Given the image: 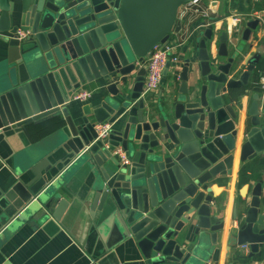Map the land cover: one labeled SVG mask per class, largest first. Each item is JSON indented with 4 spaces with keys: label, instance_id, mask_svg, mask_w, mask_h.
Listing matches in <instances>:
<instances>
[{
    "label": "water",
    "instance_id": "obj_1",
    "mask_svg": "<svg viewBox=\"0 0 264 264\" xmlns=\"http://www.w3.org/2000/svg\"><path fill=\"white\" fill-rule=\"evenodd\" d=\"M192 1L0 0L9 63L0 87V133L14 129L31 138L53 119L64 121L56 148L10 185L0 230L12 217L43 228L62 221L76 179L94 210L120 221L143 264L218 259L224 223L210 220V182L232 171L239 112L230 92L248 83L261 56L242 72L239 53L229 56L228 30L214 55L209 24L195 53L198 67L192 53L155 103L144 90V64L157 44L183 32L178 12ZM259 23L247 22L245 40ZM20 26L31 31L26 39L16 34ZM91 84L98 85L96 95L80 110L72 96ZM255 89L241 161L264 154V100ZM101 123L111 125L105 136ZM251 195L245 216L236 209L241 225L229 236L230 246L250 244L249 257L264 254L262 182Z\"/></svg>",
    "mask_w": 264,
    "mask_h": 264
},
{
    "label": "crops",
    "instance_id": "obj_2",
    "mask_svg": "<svg viewBox=\"0 0 264 264\" xmlns=\"http://www.w3.org/2000/svg\"><path fill=\"white\" fill-rule=\"evenodd\" d=\"M16 1V0H10ZM205 6H210L212 23L215 26V35L210 41L211 53L217 55L222 32L228 30L229 56L239 53L237 66L242 72L247 70L248 61L256 54L264 55V0H200ZM240 17L236 21L234 17ZM258 18V27L252 30L251 36L245 40L244 30L247 22ZM190 31L189 39L184 40L185 32L172 35L171 42L178 44L177 54L181 57L182 63L179 67L171 64L169 71L164 74L162 86L150 91L149 95L155 103L162 101L161 94L169 86V81L182 69L186 58L194 55L197 51L199 40L202 38L207 26H198L204 21L200 16L189 15ZM15 23V22H14ZM238 26V31H231L230 28ZM24 27L20 26L19 28ZM6 34V33H0ZM262 49V51H261ZM260 57V59H261ZM227 61V57H221ZM260 62V61H259ZM195 66L198 67L196 59ZM8 45L0 37V87L8 77ZM261 70V69H260ZM191 73V75H193ZM264 75V70L259 71V64L249 75L247 84L231 90L234 108L239 112V136L233 157L232 171L230 174L219 175L210 182L214 191V201L210 206L212 209L211 222L222 221L224 227L218 231L219 248L218 259H210L208 264H245L235 260L237 254L242 253L249 256L251 250L246 252L241 245L229 243V236L233 230L240 227V219H235L234 214L238 212L239 218L245 216L251 200V190L258 181L241 180L240 171L244 164L264 158L260 154L258 158L241 161V144L244 140L245 127H250L249 108L251 106L258 80ZM237 75L236 78H239ZM98 85L91 84L83 87V90L92 91L87 100H76L78 108L91 101L96 95ZM261 94V93H260ZM59 123H51L39 133H34L30 138L14 129L4 134L0 133V214L3 212L5 196L10 185L17 177L24 178L28 175L32 166L44 157L49 151L56 148L60 139ZM27 174V175H26ZM69 187L73 193L66 195L67 205L64 206L62 221L52 224L46 228L33 227L23 223L19 218L9 219L8 223L0 230V264H143L139 254L131 251L128 237L120 221L111 214V211L98 212L94 210L89 202H86L82 193V183L73 179ZM12 220V221H11ZM254 255L252 261L262 262ZM249 262V263H250ZM246 263V264H249Z\"/></svg>",
    "mask_w": 264,
    "mask_h": 264
},
{
    "label": "built area",
    "instance_id": "obj_3",
    "mask_svg": "<svg viewBox=\"0 0 264 264\" xmlns=\"http://www.w3.org/2000/svg\"><path fill=\"white\" fill-rule=\"evenodd\" d=\"M210 6H205L201 3L200 0H194L192 2L186 3L182 5L178 12V18L182 21L183 31L185 32L184 40L189 39L188 34L191 33L190 29V20H188L189 15L200 16V19L204 21H199L198 23H202V25L198 26H207L209 24H213L212 22V14H211ZM236 21H241L240 17H234ZM231 31H238V26L235 28H230ZM17 36L20 39H26L31 31L27 27H21L16 32ZM178 44H174L171 40L167 44L159 43L157 44L152 52L148 55L146 62L144 64L146 68L145 81H144V90L145 92H150L159 88L164 80V69L168 61L171 64L179 67L182 63L181 57L176 53ZM259 86L261 88V98L264 100V75L261 76L259 80ZM92 95V91L90 90H81L74 93L72 99L74 100H87ZM111 125L109 123H101L97 125L100 136L107 135ZM241 248L246 252L250 251V244L245 243L241 245ZM249 264H263L262 262L252 261Z\"/></svg>",
    "mask_w": 264,
    "mask_h": 264
},
{
    "label": "trees",
    "instance_id": "obj_4",
    "mask_svg": "<svg viewBox=\"0 0 264 264\" xmlns=\"http://www.w3.org/2000/svg\"><path fill=\"white\" fill-rule=\"evenodd\" d=\"M262 70H264V55L261 57L259 62V71ZM258 84H259V80H258ZM53 121H55V123H59L61 126L64 124V121H62L60 118H55L53 119ZM53 121L46 123L45 127L39 130L38 133L43 129L47 128L49 125H51ZM263 172H264V158L259 157L258 159L248 162L242 166L240 171V177L241 180L248 179V180L258 181L262 179ZM251 259L253 258L246 256L242 253L237 254L235 258L236 261L238 262L241 261L245 264L249 263ZM256 259L264 260V254L257 255Z\"/></svg>",
    "mask_w": 264,
    "mask_h": 264
}]
</instances>
